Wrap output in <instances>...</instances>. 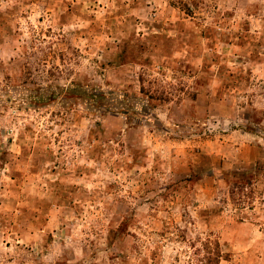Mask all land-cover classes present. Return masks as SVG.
Wrapping results in <instances>:
<instances>
[{
	"label": "rangeland",
	"instance_id": "obj_1",
	"mask_svg": "<svg viewBox=\"0 0 264 264\" xmlns=\"http://www.w3.org/2000/svg\"><path fill=\"white\" fill-rule=\"evenodd\" d=\"M208 238L264 264V0H0V264H198Z\"/></svg>",
	"mask_w": 264,
	"mask_h": 264
},
{
	"label": "trees",
	"instance_id": "obj_2",
	"mask_svg": "<svg viewBox=\"0 0 264 264\" xmlns=\"http://www.w3.org/2000/svg\"><path fill=\"white\" fill-rule=\"evenodd\" d=\"M83 97H87L90 100V105L96 106L98 108H103L115 113L120 112L121 110L128 112L129 107L123 106V102L118 101V97L113 96L112 92H83ZM124 98V96L122 97ZM120 105V107L116 106ZM94 106V107H95ZM116 106V107H115ZM120 110V111H119ZM204 242L203 248L205 250V255L199 259L198 264H218L219 261L223 258L222 250L220 249L219 242L217 240L206 239Z\"/></svg>",
	"mask_w": 264,
	"mask_h": 264
}]
</instances>
